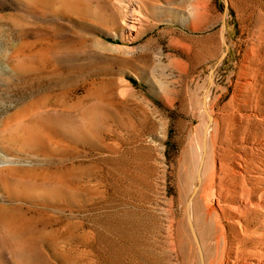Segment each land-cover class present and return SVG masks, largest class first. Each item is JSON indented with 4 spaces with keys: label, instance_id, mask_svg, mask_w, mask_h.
I'll use <instances>...</instances> for the list:
<instances>
[{
    "label": "rangeland",
    "instance_id": "rangeland-1",
    "mask_svg": "<svg viewBox=\"0 0 264 264\" xmlns=\"http://www.w3.org/2000/svg\"><path fill=\"white\" fill-rule=\"evenodd\" d=\"M153 3L143 32L130 43L136 51L129 60L107 56L59 65L57 75L51 73L46 79L0 69L2 117L49 95L76 100L86 93L85 74L91 76L89 80L99 81L121 75L123 66L140 74L137 79L126 70L133 94L124 99L121 123L113 122L110 133L109 121L92 129L96 141L74 140L61 130L50 132L66 149L41 156V166L68 171L73 179L70 185L79 190L75 197L60 203L40 202L34 206L38 211L20 210L31 220L42 217L34 224L28 220L21 234L24 238L39 236L40 240H8L0 226V264H198L194 240L188 235L187 240H179L184 219L180 189L183 154L199 124L194 99L203 93L208 73L223 51L219 43L223 25L229 47L214 68L211 90L216 94L227 88L219 104L228 99L239 80L238 71L253 33L259 31L264 36V0H227V5L225 0H209L204 4L206 21L201 25L189 19L190 0ZM43 26L14 3H0L3 47L11 49L34 40ZM76 29L112 41L97 29L78 25ZM257 53L264 54V47ZM163 89L170 103L162 96ZM254 131L249 155L253 171L256 166L264 167V123H256ZM108 139L122 150L113 160L103 148ZM109 165L113 167L110 175ZM15 203L0 196V204ZM249 218L250 238L232 244L239 246V253L244 250L256 256L264 246V213H251ZM202 242L207 260L214 258L218 248L215 234H206ZM222 246L220 242L219 248Z\"/></svg>",
    "mask_w": 264,
    "mask_h": 264
},
{
    "label": "bare ground",
    "instance_id": "bare-ground-1",
    "mask_svg": "<svg viewBox=\"0 0 264 264\" xmlns=\"http://www.w3.org/2000/svg\"><path fill=\"white\" fill-rule=\"evenodd\" d=\"M6 1L39 19L44 26L34 40L22 41L15 48L0 44V69L18 75L38 74L42 79L50 78L51 73L56 76L59 65L107 56L131 59L136 48L130 43L143 32L148 15L154 10L153 0H0V3ZM190 1L189 19L201 25L206 21L203 9L209 0ZM77 25L104 32L112 41L89 37L76 29ZM253 35L238 71L239 80L228 99L219 104L227 88L214 94L211 87L214 68L229 47L225 25L222 26L219 43L223 51L208 73L203 93L198 99L193 96L199 124L183 154L180 189L184 219L179 240H187V235L194 240L198 264H264L263 245L252 256L249 251L239 253L236 250L239 246L232 244L250 238L247 227L251 213H264V167L256 166L253 171L249 161L252 136L256 133L254 125L264 123V54L257 53L264 47V36L259 31ZM122 70L119 76H105L99 81L89 80L91 76L85 74L86 93L76 100L49 95L4 117L0 114V196L16 201L11 206L0 204V226L8 240H40L39 236L21 235L28 220L34 224L42 219L41 216L28 219L20 211L23 207L38 211L34 206L40 202L53 204L75 197L79 189L70 185L73 179L68 171L41 166L40 157L57 155L66 149L51 131L61 130L74 140L89 142L98 140L92 129L102 126L104 121L110 122L109 133L113 125L121 123L120 107L133 94L127 71L140 79L135 68L123 66ZM162 96L170 103L166 89ZM103 148L110 160L122 151L111 139ZM112 172L109 165L108 174ZM206 234H215L218 246L210 260L202 249ZM5 258L11 260L9 255Z\"/></svg>",
    "mask_w": 264,
    "mask_h": 264
},
{
    "label": "water",
    "instance_id": "water-1",
    "mask_svg": "<svg viewBox=\"0 0 264 264\" xmlns=\"http://www.w3.org/2000/svg\"><path fill=\"white\" fill-rule=\"evenodd\" d=\"M225 1H226V5H227V0H225ZM222 59H223V57H221L219 61H221Z\"/></svg>",
    "mask_w": 264,
    "mask_h": 264
}]
</instances>
